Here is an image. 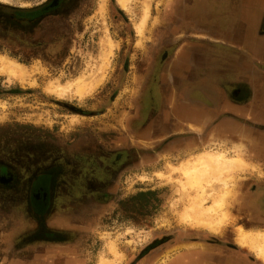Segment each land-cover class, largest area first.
Segmentation results:
<instances>
[{"label":"rangeland","instance_id":"374dc122","mask_svg":"<svg viewBox=\"0 0 264 264\" xmlns=\"http://www.w3.org/2000/svg\"><path fill=\"white\" fill-rule=\"evenodd\" d=\"M40 1L0 0V4L27 9ZM145 1L133 0V5L125 8L119 0H80V12L67 24L68 31L59 44L11 45L0 41V55L25 64L30 73L24 81L15 77L8 81L7 72L0 73V161L13 164L19 176L27 180L41 166L58 162L66 154L72 166V156L78 152L128 149L132 154L118 175L116 188L108 191L110 198L105 204H95L92 190H86L83 202L76 200L80 207L76 215L82 218L74 221L70 213V219L61 220L65 229L76 224V233L65 230L76 235V245L71 239L69 245L58 249L50 245L48 250L32 246L19 251L26 224V208L22 205L24 211L20 204L24 196L0 188V264H30L40 260L37 255L42 252L45 254L41 259L48 263L57 260L64 264L78 258L77 264H100L105 256L112 264H139L143 259L147 261L146 256L153 250L168 246L175 236L241 247L264 263L252 248L240 244L237 230L264 231V217L245 210L244 204L238 205L245 201L249 186L264 184V174L250 169L231 179L233 195L228 208L233 214L221 233H215L183 220L189 193L178 180L183 178L181 174L172 171V165L205 148L234 152L242 144L249 157L246 144L207 141L190 128L176 134L178 142L166 143L165 129L148 130L153 122L145 130H137L134 120L140 114L145 91L158 75L156 67L168 59L162 83L169 93L170 65L176 59L175 51L181 48L175 49V44L185 37H200L185 14L191 0H149L151 16L140 31ZM228 3L200 0L193 10L199 21L207 12L206 21L215 23L219 8L232 6L231 1ZM207 7L211 9L205 11ZM207 14L213 16L209 21ZM165 53L170 57L163 61ZM82 76L90 77L87 85L92 88L84 96L75 88L61 96L49 90L51 81L67 84ZM159 172L166 175L160 176ZM216 188L220 189L218 185ZM111 242L117 244L123 256L115 258ZM185 246L177 244L172 250ZM169 257L170 253H165L154 260L166 264Z\"/></svg>","mask_w":264,"mask_h":264},{"label":"crops","instance_id":"0c3cea01","mask_svg":"<svg viewBox=\"0 0 264 264\" xmlns=\"http://www.w3.org/2000/svg\"><path fill=\"white\" fill-rule=\"evenodd\" d=\"M232 1L230 8L222 9L217 15L221 24L218 21L205 24L207 12L201 14L200 17L204 15L205 19L196 32L201 41L184 40L174 55L176 59L170 70V84L178 93L191 82L193 86L199 71L202 78L195 84L214 96H208L203 107L189 106L188 102L181 104L178 97L172 98L168 118H171V133L190 128L191 132H200L207 141L243 142L248 147L250 159L264 169V0ZM185 14L188 18H199L193 8ZM212 17L207 14L208 21ZM205 33V36L201 35ZM194 47L200 53L194 52ZM191 123L202 129L192 128ZM243 204L249 212L255 206L264 214V184L249 186L245 201L238 205ZM69 228L76 231V224ZM173 238L168 246L153 250L146 256L149 259H143L139 264H156L157 255L165 253H170L166 264H264L241 247H228L218 241ZM193 243L196 245L191 246ZM177 244L186 246L172 250ZM66 262L64 264H77L79 260ZM47 263L41 258L30 262ZM50 264L59 262L55 260Z\"/></svg>","mask_w":264,"mask_h":264},{"label":"flooded vegetation","instance_id":"af4514ba","mask_svg":"<svg viewBox=\"0 0 264 264\" xmlns=\"http://www.w3.org/2000/svg\"><path fill=\"white\" fill-rule=\"evenodd\" d=\"M199 1L191 0L190 4L187 5V10L197 7ZM217 1L224 4H229L228 2L231 1L233 4L232 0ZM79 4L80 0H42L36 6L27 9L0 4V41L11 45L17 42L22 45L59 44L65 32L68 31L66 29L69 28L67 24L80 12L81 6ZM224 8L228 7L219 8V10ZM209 9L211 7H207L205 11H209ZM187 19L191 28L201 29L202 21L194 18ZM218 22L221 24L222 20H218ZM204 23L208 24L206 20ZM54 37L60 38L57 41L51 40ZM186 39L195 42L201 41L197 37H185L184 40ZM184 40L176 43L175 49H178ZM193 50L200 53L197 47H194ZM168 57H170V53L169 55L165 53L163 61ZM167 60L160 64V67H156L158 68V75H154L151 86L145 91L140 114L134 123L138 127L137 130L142 131L153 122V127H148V130L152 129V132H156L165 129L168 137L164 142L171 143L172 141H179V139H175L177 133H171V118L166 117L172 98L178 97L181 104L188 102L189 106L203 107L208 102V96L213 97L214 95H208L201 85L195 84L196 82L199 83L202 78L199 71L196 73L193 86H191L193 83L191 82V85L183 87L184 89H181L183 91L178 93L176 87L170 84L172 85L171 91L166 92L162 82ZM168 65L170 64L168 63ZM172 66L170 65V70H172ZM209 101L211 102L210 99ZM131 157L132 154L128 149L114 153L110 151L78 152L72 156L74 159L72 166V163L68 162L69 154H66L58 162L41 166L34 172V177L30 176L27 180L19 176L20 172L13 164L0 161V188L24 196L21 197L20 204L21 206L25 205L27 212L25 213V222L27 225L23 224L25 233L22 235L23 237L21 236V240L24 244L19 245L18 250H26L32 246L41 248L45 246L48 250L50 245L58 249L63 247L62 245H69L72 242L71 239L75 240L74 244L76 245V235H70L65 231L68 229L61 228V220L63 218L70 219V213L74 217V221L76 218L78 220L82 218L80 215H76V211L77 214L80 211L77 202H83L82 199L86 190H92L95 204H105L110 198V196L108 198V191L116 188L118 175L123 167L128 165ZM68 210H72V212L67 214ZM250 212L264 217L263 212L255 206ZM73 231L76 233L75 230ZM15 245L18 247V244ZM43 254L45 253L42 252L37 257L42 258Z\"/></svg>","mask_w":264,"mask_h":264},{"label":"bare ground","instance_id":"6f19581e","mask_svg":"<svg viewBox=\"0 0 264 264\" xmlns=\"http://www.w3.org/2000/svg\"><path fill=\"white\" fill-rule=\"evenodd\" d=\"M119 2L125 8H129L133 0H119ZM103 8L105 7L103 6ZM150 16L151 5L149 0H147L144 3L142 23L139 25L140 31H143L142 27L144 28ZM201 35L205 36L206 33ZM1 72H7L9 75L8 81H11L13 77L24 81L30 74L25 64L6 55H0V73ZM89 78L90 77L82 76L67 84H62L60 81H51L49 90L61 96L68 90L73 91L75 88L76 93L80 96H84L86 92L92 89L87 85ZM191 127L198 130L202 129L200 126L192 123ZM243 146L242 144L237 145L238 149L234 150V152L229 149L205 148L195 154L194 157L188 158L178 165H172V171L181 174L183 177L182 179L178 178V180L184 191L189 193L188 203L182 212L184 221L191 224H201L212 232L221 233L229 216L232 217L233 214L228 208V203H230L232 199L229 197L233 195V190H231L230 186L231 179L238 173L250 169H258L261 174H264V169L260 164L246 156ZM158 174L160 176L166 175L163 172H159ZM169 177H171L170 174ZM217 185L220 189L216 188ZM192 192H194L193 195L191 194ZM234 202H236V199H234ZM237 230L239 231L238 241L240 244L243 247L252 248L256 252L258 258L264 261V231H247L241 227ZM110 249L115 258L123 256L115 242H111ZM111 262L109 258L104 256L100 264H112Z\"/></svg>","mask_w":264,"mask_h":264},{"label":"water","instance_id":"95a60500","mask_svg":"<svg viewBox=\"0 0 264 264\" xmlns=\"http://www.w3.org/2000/svg\"><path fill=\"white\" fill-rule=\"evenodd\" d=\"M74 109V108H73Z\"/></svg>","mask_w":264,"mask_h":264}]
</instances>
